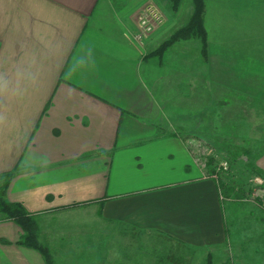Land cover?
I'll return each mask as SVG.
<instances>
[{
  "label": "crops",
  "instance_id": "obj_1",
  "mask_svg": "<svg viewBox=\"0 0 264 264\" xmlns=\"http://www.w3.org/2000/svg\"><path fill=\"white\" fill-rule=\"evenodd\" d=\"M149 2L165 22L138 42ZM206 3L204 58L198 39L151 55L189 22L192 0L177 11L171 0H124L118 8L105 0H0V71L34 59L39 73L22 99L0 109V180L14 173L7 199L38 215L43 243L55 235L50 217L85 211L103 222L108 264L228 263L221 177L209 167L217 149L212 134L193 131L187 117L204 100L189 92L208 88L213 97L215 88L264 104V60L212 39ZM85 46L95 66L68 78ZM259 166L264 171V155ZM21 234L15 223H0V264H45L18 244Z\"/></svg>",
  "mask_w": 264,
  "mask_h": 264
},
{
  "label": "rangeland",
  "instance_id": "obj_2",
  "mask_svg": "<svg viewBox=\"0 0 264 264\" xmlns=\"http://www.w3.org/2000/svg\"><path fill=\"white\" fill-rule=\"evenodd\" d=\"M105 1L109 8H116L119 1L124 0ZM148 5L154 6L164 19L153 2ZM208 7L207 25L212 39L226 41L245 53L254 51L255 57L259 55L264 60V0H209ZM158 28L160 26L153 33ZM207 89L198 87L189 92L194 94L196 91L195 97L204 101L197 104L191 119L187 118L195 124L194 132L200 131L202 137L209 133L214 136L212 142L217 150L216 168L213 169H217L219 177L229 184H238L244 191V195L232 202H224L230 228L227 264H264V236L261 232L264 227V179L249 168L251 164L262 170L259 165L264 155V104L215 88H212L213 97H210ZM220 99L226 103H220ZM184 106L187 107L181 104V113L179 111L181 115L183 111V117L186 114ZM165 125L168 127L170 123L165 121ZM181 125L189 128L186 120ZM235 149L247 150L249 154L242 153L233 162L230 153ZM225 162L229 165L227 171L219 168ZM48 221L53 230L48 235L55 234L50 238L55 264H108L106 260L111 256V249H107V239L102 237L104 233L99 227L102 221L87 216L85 211L56 214ZM42 226L47 234L46 225ZM91 229L96 231L92 233ZM115 246L112 250L116 257L122 256V242L117 239ZM115 261L111 264H122Z\"/></svg>",
  "mask_w": 264,
  "mask_h": 264
},
{
  "label": "trees",
  "instance_id": "obj_3",
  "mask_svg": "<svg viewBox=\"0 0 264 264\" xmlns=\"http://www.w3.org/2000/svg\"><path fill=\"white\" fill-rule=\"evenodd\" d=\"M174 11L179 9L181 0H171ZM193 14L189 22L174 32L165 42H163L158 49L152 52V56L161 57L165 52L180 41H187L191 39H198L201 43V54L204 58L208 54V32L205 27V16L207 12L206 0H192ZM243 154H249L247 150L235 149L230 153L233 162ZM215 158H211L209 167L212 173H216L217 169H213ZM249 168L255 172L258 177H263V171L259 168H254L249 165ZM14 173H7L1 178L0 183V223L13 222L22 231L18 244L22 247L32 249L41 254L45 264H55L54 256L50 246L40 240V224L38 215L29 213L21 203H13L7 199V191ZM219 190L224 202L236 199L238 196L244 195V191L235 183H227L222 178L219 181ZM229 202V201H228ZM225 205V203L223 204ZM228 224V223H227ZM227 232L230 235V228L227 227ZM207 264H214L212 257L208 258Z\"/></svg>",
  "mask_w": 264,
  "mask_h": 264
},
{
  "label": "clouds",
  "instance_id": "obj_4",
  "mask_svg": "<svg viewBox=\"0 0 264 264\" xmlns=\"http://www.w3.org/2000/svg\"><path fill=\"white\" fill-rule=\"evenodd\" d=\"M35 60H30L19 66L14 65L10 69L0 71V109H6L7 103L20 100L34 87L39 78L38 70L34 67ZM95 66V55L90 47H82L80 52L71 58L67 77L72 78L79 72H83ZM5 115L0 111V123L5 120Z\"/></svg>",
  "mask_w": 264,
  "mask_h": 264
},
{
  "label": "built area",
  "instance_id": "obj_5",
  "mask_svg": "<svg viewBox=\"0 0 264 264\" xmlns=\"http://www.w3.org/2000/svg\"><path fill=\"white\" fill-rule=\"evenodd\" d=\"M139 31L134 35V39L138 42H144L153 33V31L161 26L164 22L162 15L152 5L147 6L138 18ZM223 171L229 168L228 163H222L219 167ZM218 173V172H217ZM218 179V175L215 176Z\"/></svg>",
  "mask_w": 264,
  "mask_h": 264
}]
</instances>
